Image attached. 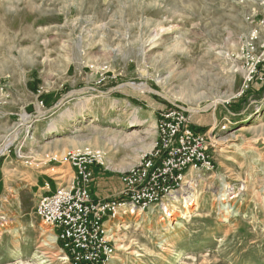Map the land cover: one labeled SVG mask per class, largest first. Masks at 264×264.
Returning <instances> with one entry per match:
<instances>
[{"label":"rangeland","instance_id":"obj_1","mask_svg":"<svg viewBox=\"0 0 264 264\" xmlns=\"http://www.w3.org/2000/svg\"><path fill=\"white\" fill-rule=\"evenodd\" d=\"M263 13L264 0H0V147L13 139L0 152V264H70L35 212L43 182L72 173L49 158L101 149L121 177L171 106L194 112L216 168L188 175L169 216L109 220L115 264H264V75L246 82L242 51ZM66 109L88 118L60 128Z\"/></svg>","mask_w":264,"mask_h":264},{"label":"built area","instance_id":"obj_2","mask_svg":"<svg viewBox=\"0 0 264 264\" xmlns=\"http://www.w3.org/2000/svg\"><path fill=\"white\" fill-rule=\"evenodd\" d=\"M254 23L256 21H253ZM264 13L246 35L242 51L246 82L264 75ZM158 138L154 148L121 175V190L95 198L92 185L95 166H103V151L85 148L53 155L49 161L68 165L53 181H44L35 212L55 229L70 264H115L114 246L107 223L124 209L155 206L170 213V201L189 182L190 171H213L216 159L208 132L193 122L194 114L180 106L162 108L158 114ZM70 170V171H71ZM59 177V178H58ZM53 186V188H52Z\"/></svg>","mask_w":264,"mask_h":264},{"label":"bare ground","instance_id":"obj_3","mask_svg":"<svg viewBox=\"0 0 264 264\" xmlns=\"http://www.w3.org/2000/svg\"><path fill=\"white\" fill-rule=\"evenodd\" d=\"M157 36V35H156ZM160 81V80H159ZM128 86H130L131 87V85L130 84H127ZM133 85V84H132ZM147 85V84H146ZM136 88H142V86H139V85H134ZM147 87H149L148 85H147ZM150 88V87H149ZM149 91H151V88H150V90H148V92ZM91 100V99H90ZM215 101H221V99H217V100H215ZM119 105V100H113V101H111L110 102V108L112 109V108H114V107H117ZM80 106H81V108H89L90 107V105H89V101L88 100H86V101H83L81 104H80ZM109 108V109H110ZM40 113H42V111L40 112ZM80 118V117H79ZM79 118H75V117H73V112H72V110H70V109H66L65 111H63L62 113H61V116H60V119H61V121H62V126L60 127V128H65V126H67L70 122H72V121H83V120H85V119H87L88 117H87V115H83L82 117H81V119H79ZM24 119L26 120V122H28V121H30V120H28V117H26L25 115H24ZM70 120V122L69 121H67V120ZM65 121H67V124H65ZM65 124V125H64ZM141 125H143V122H141V121H139V120H136V121H132V122H129L128 124H126V128H132V127H137V126H141ZM52 129H54V130H59V128L55 125V126H53L52 127ZM60 131V130H59ZM61 132V131H60ZM59 132V133H60ZM10 138V137H9ZM121 138V137H120ZM12 140L13 139H8L7 140V143L4 145V146H1L0 147V152H3L4 151V149L5 148H7L8 147V145L9 144H11V142H12ZM112 142H120L119 141V137L118 136H114L113 138H112ZM154 145V144H153ZM153 145H151V146H153ZM85 148H88V147H83V148H77V149H85ZM91 148V147H90ZM94 149V148H93ZM96 149V148H95ZM72 150H76V149H72ZM97 150H100V151H102L101 149H97ZM104 152V151H103ZM104 154H105V156H106V153L104 152ZM192 173V171H190L189 172V175ZM189 202V200H186L185 201V206L187 207V208H189V206H190V203H188ZM171 207H177L176 206V204L175 203H173L172 202V205H171ZM124 210H126L125 211V213L124 214H128V213H135L136 211H135V209H124ZM187 213H188V211L187 210H181L180 211V214H179V216L177 217L178 219L179 218H181V217H183V216H185V215H187ZM169 214L170 213H168L167 215L169 216ZM178 222H172V223H170L167 227H171V226H173L174 224H177ZM54 238H56V236L55 237H52V239H54Z\"/></svg>","mask_w":264,"mask_h":264},{"label":"crops","instance_id":"obj_4","mask_svg":"<svg viewBox=\"0 0 264 264\" xmlns=\"http://www.w3.org/2000/svg\"><path fill=\"white\" fill-rule=\"evenodd\" d=\"M94 170L96 175L92 185V191L95 198H106L121 190L122 182L120 176L110 175L100 166H95Z\"/></svg>","mask_w":264,"mask_h":264},{"label":"water","instance_id":"obj_5","mask_svg":"<svg viewBox=\"0 0 264 264\" xmlns=\"http://www.w3.org/2000/svg\"><path fill=\"white\" fill-rule=\"evenodd\" d=\"M123 86H125V85H123ZM126 86H128V85H126ZM184 109L191 112V109H188V108H184Z\"/></svg>","mask_w":264,"mask_h":264},{"label":"trees","instance_id":"obj_6","mask_svg":"<svg viewBox=\"0 0 264 264\" xmlns=\"http://www.w3.org/2000/svg\"><path fill=\"white\" fill-rule=\"evenodd\" d=\"M42 101L44 102V100L42 99Z\"/></svg>","mask_w":264,"mask_h":264}]
</instances>
